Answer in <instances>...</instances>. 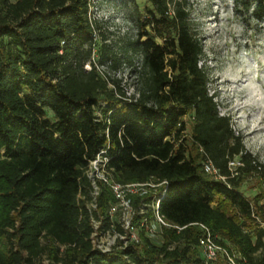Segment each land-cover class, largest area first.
Masks as SVG:
<instances>
[{"label": "trees", "instance_id": "16d2710c", "mask_svg": "<svg viewBox=\"0 0 264 264\" xmlns=\"http://www.w3.org/2000/svg\"><path fill=\"white\" fill-rule=\"evenodd\" d=\"M148 1L136 8L129 42L137 60L127 58L139 85L126 96L119 80L108 87L94 65L83 70L90 61V0H0V238L7 240L0 264H36L46 251L52 264H205L196 223L238 262L264 264V164L209 93L187 0ZM233 2L264 23V0ZM118 59L103 49L98 62L115 68ZM101 149L117 182L166 181L157 210L172 226L161 227V243L142 226L138 243L93 248L84 168ZM206 160L223 179L204 170ZM250 177L261 185L253 197L240 189ZM147 200L133 198L134 209ZM113 201L101 186L98 209ZM107 228L104 216L99 231Z\"/></svg>", "mask_w": 264, "mask_h": 264}, {"label": "rangeland", "instance_id": "374dc122", "mask_svg": "<svg viewBox=\"0 0 264 264\" xmlns=\"http://www.w3.org/2000/svg\"><path fill=\"white\" fill-rule=\"evenodd\" d=\"M144 6H150L148 0H90L89 3L92 41L90 61L85 62L83 70L87 71L94 65L97 72L107 79L108 87H112V79L119 80V86L126 96L135 92L139 85L138 75L133 72V66L128 64L127 58L137 60L129 42L135 39L137 32L136 8L142 10ZM187 8L192 29L203 45L200 64L208 72L209 93H216L219 113L230 116L231 126L242 136L245 149L264 164V23L251 16V9L238 7L233 0H187ZM81 49L85 52L88 45H83ZM103 49L109 54L115 53L119 58L120 62L115 68L109 64H99V55ZM45 114L54 120L49 110L46 109ZM183 119L186 122L184 135L190 147L191 119L188 115ZM240 189L245 196L253 197L261 191V185L256 178L250 177ZM95 200L88 201L89 209L95 212L92 224L94 227L100 226L99 219L108 216L113 225V230L108 233L112 236L116 232V224L120 226L126 213L119 208L111 210L115 200L102 213ZM136 214L134 210L126 219L130 220L131 230L139 234L142 216L138 214L141 219L138 217L140 221L137 223L134 217ZM143 227L146 237L154 243H161V228L151 216ZM101 234L100 240L104 242L106 231ZM42 243L46 242L42 240ZM46 244L54 246L50 242ZM0 246H7V240L1 237ZM64 249L61 246L59 251ZM221 258L212 264H225ZM36 264H52L49 252L42 254Z\"/></svg>", "mask_w": 264, "mask_h": 264}, {"label": "built area", "instance_id": "2783aa9c", "mask_svg": "<svg viewBox=\"0 0 264 264\" xmlns=\"http://www.w3.org/2000/svg\"><path fill=\"white\" fill-rule=\"evenodd\" d=\"M108 157L106 156V150L101 149L95 154L93 158L88 160L87 165L84 168V173L90 181L92 189L90 191V199L96 201L98 199L101 191V186H105L109 189L113 199L114 204L111 206V210L114 211L117 208L122 209L126 216H123L122 222L120 223L121 232L115 230L112 236L108 232H111L113 225L109 220V228L106 230V238L104 242L100 240L103 233L99 231V226L93 225L94 231L90 235V241L93 248L101 250L102 252H108L113 248H125L130 243H138L139 235L134 230L130 228V220H127L129 213H134V208L132 206L131 199L140 198L149 199L147 201H142L138 207V213L142 215L141 226H144L147 217L145 213L150 212L151 217L155 223L161 228L162 226H172L166 222V220L158 213V203L163 190L161 188L167 184L166 181L155 182L153 180H148L146 182H127L120 183L113 179L111 168L108 166ZM234 162H229V166H233ZM237 164V163H236ZM204 170L214 175L215 177L222 178L218 175L217 169L212 165L209 160H206L203 164ZM93 223V218L91 219ZM99 223L101 220L99 219ZM199 228L203 231L202 236L198 240L199 254L203 263L207 264L217 260L219 257H223L227 264H243L237 261V257L234 253H230L228 249L218 244L210 229L202 224L196 223ZM101 234V236H99ZM99 236V238H98ZM118 241L117 244L115 242Z\"/></svg>", "mask_w": 264, "mask_h": 264}]
</instances>
